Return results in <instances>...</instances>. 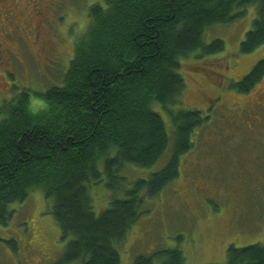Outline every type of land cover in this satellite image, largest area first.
<instances>
[{"label":"trees","instance_id":"1","mask_svg":"<svg viewBox=\"0 0 264 264\" xmlns=\"http://www.w3.org/2000/svg\"><path fill=\"white\" fill-rule=\"evenodd\" d=\"M252 5L258 16L240 48L249 55L264 46V0H105L92 6L89 31L76 44L63 85L40 95L38 112L27 90L0 110V225L12 221L11 205L41 191L69 241L58 264H121L116 246L139 223L146 201L180 177L181 161L208 120L200 111L178 110L186 90L183 60L224 52L222 40L205 43L207 30L242 19ZM263 80L264 59L233 89L246 95ZM156 105L169 116L172 133ZM169 150L162 170L95 213L91 189L104 176L109 188L122 191L128 166L150 170ZM227 257L226 264H264V246L230 247ZM156 260L186 264L178 250L134 264Z\"/></svg>","mask_w":264,"mask_h":264},{"label":"rangeland","instance_id":"2","mask_svg":"<svg viewBox=\"0 0 264 264\" xmlns=\"http://www.w3.org/2000/svg\"><path fill=\"white\" fill-rule=\"evenodd\" d=\"M35 1L41 4L46 20H56V25L41 29L45 35L38 44L23 35L30 25L32 29L39 25L36 13L23 6V0L15 7L13 26L20 27L30 53L13 40L18 38L14 35L11 49L21 63L6 79L0 72V110L27 90L32 111H40L44 105L40 95L63 85L76 44L89 31L91 7L105 5V0ZM53 2H57L56 16ZM257 16L258 6L252 5L242 19L207 30L205 43L222 40L224 52L204 57L196 53L183 60L180 74L186 90L178 110L200 111L208 120L196 131L195 148L181 161L180 177L159 198L146 201L145 214L126 242L116 246L121 264H134L141 256L169 250L182 252L186 264H226L230 247L264 246V80L246 95L233 89L264 59V46L249 55L240 51ZM40 49V56L51 62L36 55ZM154 110L172 133L169 116L158 105ZM173 145L171 141L170 150ZM168 153L150 170L128 166L124 175L128 182L122 191L109 188L104 176L91 189L95 213L102 215L114 197L125 199L136 181L162 170L170 159ZM51 205L41 191H35L26 202L10 206L15 211L12 221L0 225V264L60 262L69 241L62 239Z\"/></svg>","mask_w":264,"mask_h":264},{"label":"flooded vegetation","instance_id":"3","mask_svg":"<svg viewBox=\"0 0 264 264\" xmlns=\"http://www.w3.org/2000/svg\"><path fill=\"white\" fill-rule=\"evenodd\" d=\"M21 3V0H0V72L3 74V78L6 79L7 76H11L14 72H12L16 65L21 63L18 56L13 52L11 39H13L14 35H18V38L15 37V39L18 41L19 44H22V46L30 53L27 46V40L26 37L30 38L31 40L37 41L38 44L41 42V37L43 36V33L41 29L45 28L47 26H52L51 28H54V23L56 25V20H51V23L48 22V19L46 20V16L43 13V10L41 9V4L36 2L35 0H23V6L26 5V8H31L35 13L39 20V25L37 27H31V25L27 28V30L24 29L25 36H22L19 34V26H13L14 21V12L15 7H18V5ZM57 2H53L51 4L52 12L56 16L58 13V10L55 9V5ZM46 4H44L45 6ZM46 7V6H45ZM5 12V14H4ZM5 24H11L13 28L8 29ZM50 32L47 30V35H49ZM45 35V33H44ZM37 42L33 43V46H38ZM29 43V42H28ZM42 49L36 53L38 57L43 59L44 56H40L42 53ZM44 61L51 62V59L45 58ZM46 67V66H45Z\"/></svg>","mask_w":264,"mask_h":264}]
</instances>
